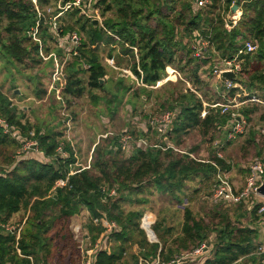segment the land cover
<instances>
[{
  "label": "trees",
  "instance_id": "trees-1",
  "mask_svg": "<svg viewBox=\"0 0 264 264\" xmlns=\"http://www.w3.org/2000/svg\"><path fill=\"white\" fill-rule=\"evenodd\" d=\"M57 1L38 0V6L44 8ZM69 1L73 0H62V3ZM231 2L225 0L226 6ZM192 3L193 0H95L93 6L104 17V28L95 26L89 19L80 23L77 17L79 10H68L65 16L74 15L76 19L73 23H61L64 33L77 32L75 25L80 23L79 29L87 34L77 54L69 58L52 44L47 26L40 25L39 35L45 52L56 51L63 64L60 78L55 82L61 96L65 99L79 98L86 89L106 87L104 77L108 71L102 63L104 56L99 51L103 46L108 48L107 56L115 57L111 45H118L120 51L132 60L129 64L131 69L139 75L133 50L125 47L123 42L135 46L138 64L143 72L142 79L147 85H153L165 76L166 66L174 67L190 82L201 83L199 71L207 63L213 69L222 59L236 55L242 50L244 41L250 40L256 42L258 47L253 52L239 55L242 69L237 81L249 94H256L264 100V93L260 96L256 91L264 89V0H236L242 14L230 31L224 28L218 9L219 0H211L209 5L198 9ZM107 13L110 16L105 17ZM36 18L30 0H0V59L13 67L28 68L42 64L47 68V81L43 88L41 77H37L35 95L38 98L49 95L55 99L54 91L49 89L52 60L44 61L39 57L37 43L27 34ZM195 31L208 41L202 49V58H198L191 48ZM83 73L86 76H81ZM120 89L125 92L130 86ZM132 91L134 96H141L142 99H148L152 92L145 87H137ZM238 91L237 88L229 89L224 99L233 98ZM242 97L241 101H244L246 98ZM173 104H176L174 108H178L179 112L172 121V129L166 139L174 146H180L183 136L194 129H198L210 143L222 134L230 118L228 113H221L219 107L210 106L205 107V116L201 117L203 104L193 93H180L174 98ZM258 106L248 102L238 111L249 123ZM0 116L18 131L19 137L4 133L0 126V264H78V244L69 229V221L84 209L90 217L104 215L120 226L118 232L109 236L107 249L97 253L94 264H134L137 254L144 257L159 254L163 261H168L174 255L208 240L210 234L214 237L213 243L210 242L211 255L202 264H234L244 257L253 264H264V255L253 254L258 244V229L241 224L238 217L234 223L225 211L213 210L208 223L203 218H196L186 208L181 227L177 233L174 232L175 236L172 226H165L164 220L157 219L154 230L159 232L158 245L148 243L138 227L143 210L125 211L122 207L125 202L145 204L148 201L146 198H132L145 191L149 194L162 192L179 201L187 181L197 177H214L217 168L212 163L197 161L189 156V152L181 154L172 149H135L126 156L121 149H113L117 137H107L95 144L90 168L69 175L67 186L52 190L54 182L65 178L70 169L69 164L74 162L71 146L63 140L64 133L57 129L58 126L49 127L39 122L33 124L25 119L24 111L1 88ZM260 128L250 130L246 139L248 145L257 148L256 134ZM30 132L34 135L31 136ZM31 139L37 141L38 149L47 157H52L59 142L64 141V149L69 152V157H57L51 162L37 158L16 160V151L23 142ZM230 143L223 146L222 151ZM208 155L206 159L215 163L222 173L229 169L225 158L217 157L211 145ZM103 186L116 187L118 194L103 199ZM236 210L241 211L239 217H251L249 223L259 218L256 209L248 212L243 204H237ZM21 211L26 217L17 239L14 233L4 230L2 224L10 222L12 216ZM86 226L87 236L91 241L96 240L101 227L93 225L90 219ZM166 236L173 237L169 241ZM16 245L21 256L16 252ZM134 245H137L138 253L133 252Z\"/></svg>",
  "mask_w": 264,
  "mask_h": 264
},
{
  "label": "rangeland",
  "instance_id": "rangeland-1",
  "mask_svg": "<svg viewBox=\"0 0 264 264\" xmlns=\"http://www.w3.org/2000/svg\"><path fill=\"white\" fill-rule=\"evenodd\" d=\"M65 13L66 12L61 16L60 22L63 24L73 23L76 16H71L70 14L65 16ZM106 16H110V13H107L105 17ZM77 17L80 19V23H82L84 19H87L83 16L82 18L79 14H77ZM103 19L104 17H101V20ZM80 23L75 25L78 30L77 32L81 40H86L87 34L79 29ZM107 50L108 48L103 46L99 51L101 55L107 56ZM112 53L121 66H128L132 61L131 59L129 60V57H122L116 49H114ZM67 58L69 57L67 56ZM102 63H104V58L102 59ZM208 65L207 63L206 67L199 71L201 83L190 82L189 78L180 72V77L177 76L174 78V73L169 74L166 71L165 77L170 76L169 79L161 85L150 89L152 92L148 99H142L141 96H134L132 90L138 86L133 84L128 78L119 76L121 73L113 71L106 66L108 74L104 77L106 80V87L104 89H86L81 97H68L66 99L63 97V103H61L60 100L56 98L55 100L49 95H44L42 98H38L35 95L34 90L38 85L37 77H41L40 82L43 88L47 81L45 78L47 68L42 64H36L28 68L23 66L13 67L0 59V88L15 105L24 111L25 119H28L31 123L35 124L39 122L47 124L49 127L58 126L57 129L64 133L63 140L69 143L71 142L70 144H72L79 158V162L84 164L90 156L92 161V149H94L95 144L102 139V137H99L100 134L111 132L115 136L121 134L125 129L137 134L138 130L135 123H133L132 117L138 116L141 121H144L149 115L157 116L161 112L170 110H173V114L175 113L176 116L179 110L178 108H174L176 104H173V101L180 93H193L196 98L209 104L213 102L217 103L216 101H219L218 103L232 102V98L224 99L229 89L225 88L224 82L215 75L213 71L214 68L212 69V66L208 67ZM172 68L175 69L174 67ZM169 72H171V70ZM81 76H86V73L81 74ZM120 79L122 80L121 82ZM103 82L104 81H102V83ZM127 86H130L129 90L125 92L123 90V92L120 91V88L124 89ZM256 91L260 96L264 93V89ZM245 92L247 91L245 90ZM241 100H243L242 95L241 97H236V101ZM247 103L248 102L243 103L238 109L242 108ZM63 112L65 113L64 115ZM111 112L113 113L111 114ZM64 119L69 121L64 122ZM258 127L264 129V106L262 105H259L258 109L252 113L247 132L235 141L229 142L230 144L222 151L223 158H225L229 165V169L225 174L231 170L228 175L230 178L238 179L240 175L241 177H245L243 173H246V166L255 158L260 159L264 164V133L258 132L256 134L257 148H255L254 145H248L246 143L250 130H255ZM154 138L155 137H153V139ZM206 139L207 137H204L198 129H194L184 135L182 143L180 146L176 147L184 152L192 153L196 158L206 159L209 156L210 149V145H207ZM21 151V147L16 151V160L20 155L18 152ZM258 151L259 153H257ZM4 168L9 169L10 166H4ZM213 183V176L212 178L197 177L191 181H187L185 183V190L179 195L180 199L183 196L189 197V205L187 208L192 211L196 218H203L209 223L213 216V210L216 211L220 209L227 212L229 218H231L234 223H236L235 221L238 217L241 224L246 226L248 224L249 226L257 228L259 235L257 242L264 240V228H262L259 220H254L253 223H249L248 221L251 217H239L241 211L236 210V205L214 203L209 199ZM132 198H134L133 200H135V198H146L148 201L142 205L136 201L132 203H122V207L125 211H151L156 220H164L165 226H172L173 236H175L174 232L177 233L179 231L185 210L180 211L176 209L175 204L177 201L173 200L171 196L162 192L154 191L152 194H149L145 191L137 197L133 196ZM259 200L262 199L259 198ZM80 213L79 215L84 216L83 232L87 234L88 230L86 224L88 223L89 213L85 209ZM25 217L26 216H24V213L21 211L18 216L10 219V223H22ZM72 217L69 221V229L70 225L73 223ZM155 234L160 242L159 232L155 231ZM166 237L169 241L172 239V237ZM208 240L211 244L213 243V234H210ZM132 250L137 253V245H134ZM234 264L253 263H251L247 257H244L238 259Z\"/></svg>",
  "mask_w": 264,
  "mask_h": 264
},
{
  "label": "built area",
  "instance_id": "built-area-1",
  "mask_svg": "<svg viewBox=\"0 0 264 264\" xmlns=\"http://www.w3.org/2000/svg\"><path fill=\"white\" fill-rule=\"evenodd\" d=\"M30 1L34 6L37 18L35 24L29 27L27 34L34 42L37 43L39 57L44 61L52 60L53 71L49 89L53 90L55 98L63 103V97L55 86V82L60 78V75L62 73L63 64L60 61V58L56 51L53 50L48 53L45 52L44 43L39 35L40 25L47 26V30L51 35L52 44L56 48L61 49L62 54H65L67 56H74L77 54V49L80 46L82 40L79 33L76 31L64 33V28L62 27L60 22V18L63 13L71 9H78L79 14H81L84 18H87L89 20L98 19V25L103 27L101 20L102 16L100 10L97 7L93 6L95 0H73L65 3H62V0H58L53 4L46 5V7L44 8H40L38 6V0ZM210 3L211 0H193L192 4L195 9H198L209 5ZM235 5L237 7H235ZM218 9L221 12L224 28L227 31H230L237 25L238 21L240 20L242 14L241 6L236 3V0H232V2L228 6H226L225 0H219ZM113 36L116 38V40L120 41L117 36ZM123 44L125 45V47L133 50L136 61V70L139 75L134 73L129 65H119L115 57L104 56L103 64L105 66L109 67V69L113 71L121 73L119 76L128 78L133 84L137 85L138 87L152 89L161 85L169 79L170 76H163L153 85H147L146 83H144L142 79L143 72L138 64L137 48L135 46L129 45L126 42H123ZM207 44L208 41L204 35H202L198 31H195L193 33V38L191 39V48L194 50V54L198 58L203 57L202 49L206 47ZM111 47L116 49L122 57H128L127 54H123L120 51L118 45L113 44L111 45ZM257 47L258 45L256 42L245 40L242 50H240L232 58L222 59L221 62L217 64L213 69L215 75L224 82L225 88H237L239 90L233 96L232 102H217L212 104L202 102L203 108L200 112L201 117L205 116L206 106L219 107L221 109V113H228L230 116L229 120L222 129L223 136L221 137L220 135L207 144L211 145L212 148L216 150V155L219 158L223 157L222 147L225 144L230 141H235L247 132L249 123L244 117L240 115L238 107L245 102L256 103L264 106L263 99H261L256 94H249L248 92H245L242 84L237 81L238 75L242 69V59L239 55L242 53L253 52L257 49ZM170 70L171 72H169ZM166 71L169 74L174 73V78H176L177 76L180 77L179 72L173 69L171 66H166ZM224 72L234 73L236 78L234 80L223 79L222 74ZM241 95L246 99L244 101H236V97H239ZM64 114L65 113L63 112V115ZM174 118L175 113L173 114V110L161 112L157 116L149 115L144 121H141L140 117L134 116L132 117V120L134 122H132L135 123V126L137 127V134L125 129L121 132V134L115 136L111 132H106L104 134H100L99 137H117V144L113 147V149H121V151L126 156H129L135 149L146 150L148 148L160 149L162 151L172 149L175 152L184 154L187 152H184L183 150L177 148L166 139L168 128L171 127ZM68 121L69 120L64 119V122ZM0 126H2L4 133H9L12 137L19 138L18 131H16L14 128H11L8 125L7 121L1 116ZM260 132L264 133V129L260 128ZM30 135L33 136L34 133L30 132ZM153 137L155 138L153 139ZM70 143L69 145L71 146L73 152L72 156L74 158V162L69 164L70 169L67 173V176L65 178H59L54 182L52 190L67 186L69 175L80 172L83 169L90 168L91 156L86 160L84 164L80 163L79 158L74 148L72 147V144ZM64 145L65 142L60 141L55 149L54 155L52 157H47L42 151L38 149L37 141L35 139H31L22 143V151L18 152V154H20L18 159L37 158L38 160L44 162H51L57 157L66 159L69 157V152L64 149ZM188 154L191 158L197 161L210 162L217 168V172L213 177L214 183L212 186L211 195L209 197L212 202L234 205L243 204L248 212L256 209V214H258L259 216L258 220L261 223L262 228H264V197H262L258 192L259 187L264 181V164L260 159L255 158L248 163L245 168L246 173L243 184L238 186L234 184L225 173H222L215 163L204 158H196L192 153ZM101 191L104 194L103 199H105V197H112L117 194V188L114 186H103L101 187ZM259 198L262 200H259ZM188 205L189 197L183 196L179 201L176 202L175 207L176 209L183 211L188 207ZM89 219L93 225L101 227L100 236L94 241H91L89 236H87V234L83 232V223H72L70 225L73 237L78 244V264H94L97 253L99 251L107 249L109 236L112 233L118 232L120 230V226L114 220L107 219L104 215L100 217H90L89 215ZM24 220L19 224H12L10 222L4 223L2 224V227L6 231L14 233L16 235V238L18 239L20 229L22 224L24 223ZM155 222L156 218L154 214L151 211L146 210L143 211L139 218L138 227L143 231L148 243H155L160 245V242L154 231ZM16 252L21 256L20 249L17 247V245ZM253 254L257 256L264 255V240L258 242ZM137 255L138 257L134 264H183L185 262H195L196 264H202L211 255V245L209 240H204L197 246L191 248L188 251H183L178 255H175L168 261H163L159 254H156L154 257H144L140 254ZM261 262L263 263V259H261Z\"/></svg>",
  "mask_w": 264,
  "mask_h": 264
},
{
  "label": "crops",
  "instance_id": "crops-1",
  "mask_svg": "<svg viewBox=\"0 0 264 264\" xmlns=\"http://www.w3.org/2000/svg\"><path fill=\"white\" fill-rule=\"evenodd\" d=\"M143 99H144V97H143ZM241 106V105H240ZM223 136V133L221 134V137ZM226 145V144H225ZM224 145V146H225ZM227 172V171H226ZM230 172H231V170L230 171H228V173L226 174L227 176L230 174ZM232 174V173H231ZM243 175H245L244 173H243ZM229 177V176H228ZM238 177V176H237ZM240 178V179H239ZM239 178L237 179V178H230L229 177V179L234 183V184H236V185H241V184H243V181H244V177H241V175L239 176ZM18 214L19 213H15L13 216H12V218H14V217H16V216H18ZM81 214V213H80ZM82 214H83V212H82ZM11 218V219H12ZM73 219V223H83V221H84V216L83 215H79V214H75L73 217H72Z\"/></svg>",
  "mask_w": 264,
  "mask_h": 264
},
{
  "label": "water",
  "instance_id": "water-1",
  "mask_svg": "<svg viewBox=\"0 0 264 264\" xmlns=\"http://www.w3.org/2000/svg\"><path fill=\"white\" fill-rule=\"evenodd\" d=\"M235 7H237V6L235 5ZM235 7H234V8H235ZM92 22H93V24H94L95 26L98 25V19H93ZM222 77H223V79H226V80H234V79L236 78L235 74H234V73H230V72H224V73L222 74ZM100 81L102 82L103 80L101 79ZM171 129H172V127H169V128H168L167 134H169V133L171 132ZM258 192H259V194H260L262 197H264V181H263V183L261 184V186L259 187Z\"/></svg>",
  "mask_w": 264,
  "mask_h": 264
}]
</instances>
